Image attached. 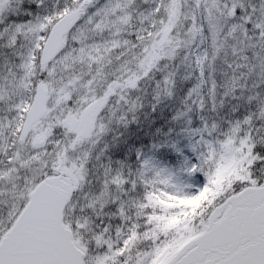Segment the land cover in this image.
Returning <instances> with one entry per match:
<instances>
[{
	"label": "snow or ice",
	"instance_id": "snow-or-ice-1",
	"mask_svg": "<svg viewBox=\"0 0 264 264\" xmlns=\"http://www.w3.org/2000/svg\"><path fill=\"white\" fill-rule=\"evenodd\" d=\"M0 264H264V0H0Z\"/></svg>",
	"mask_w": 264,
	"mask_h": 264
}]
</instances>
